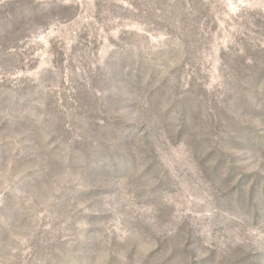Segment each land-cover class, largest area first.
Returning a JSON list of instances; mask_svg holds the SVG:
<instances>
[{"label":"rangeland","instance_id":"374dc122","mask_svg":"<svg viewBox=\"0 0 264 264\" xmlns=\"http://www.w3.org/2000/svg\"><path fill=\"white\" fill-rule=\"evenodd\" d=\"M0 264H264V0H0Z\"/></svg>","mask_w":264,"mask_h":264}]
</instances>
